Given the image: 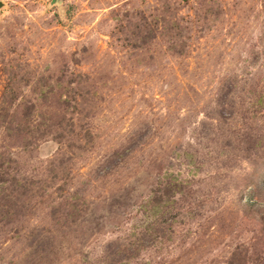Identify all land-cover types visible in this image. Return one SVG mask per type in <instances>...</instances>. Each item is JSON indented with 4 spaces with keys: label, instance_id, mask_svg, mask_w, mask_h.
I'll use <instances>...</instances> for the list:
<instances>
[{
    "label": "rangeland",
    "instance_id": "rangeland-1",
    "mask_svg": "<svg viewBox=\"0 0 264 264\" xmlns=\"http://www.w3.org/2000/svg\"><path fill=\"white\" fill-rule=\"evenodd\" d=\"M0 1V264H264V0Z\"/></svg>",
    "mask_w": 264,
    "mask_h": 264
},
{
    "label": "water",
    "instance_id": "water-1",
    "mask_svg": "<svg viewBox=\"0 0 264 264\" xmlns=\"http://www.w3.org/2000/svg\"><path fill=\"white\" fill-rule=\"evenodd\" d=\"M60 3V0H51V4ZM3 2L0 1V7L3 6Z\"/></svg>",
    "mask_w": 264,
    "mask_h": 264
}]
</instances>
